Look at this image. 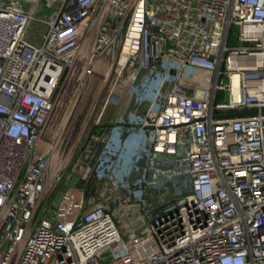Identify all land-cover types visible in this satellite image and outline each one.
I'll return each mask as SVG.
<instances>
[{"label": "built area", "instance_id": "1", "mask_svg": "<svg viewBox=\"0 0 264 264\" xmlns=\"http://www.w3.org/2000/svg\"><path fill=\"white\" fill-rule=\"evenodd\" d=\"M0 264H264V0H0Z\"/></svg>", "mask_w": 264, "mask_h": 264}, {"label": "rangeland", "instance_id": "2", "mask_svg": "<svg viewBox=\"0 0 264 264\" xmlns=\"http://www.w3.org/2000/svg\"><path fill=\"white\" fill-rule=\"evenodd\" d=\"M38 29H39L38 27L33 26V27L31 28L30 36H29V37L32 38V39L36 38V36H37L38 33H39ZM237 35H238V30H237V28L232 27V28L230 29V34H229V43H228L229 47L234 48V47H238V46H240V44L237 42ZM103 97H104V90H103V92L100 94V98H99V101H98V105H99V103L101 102V100H102ZM223 102H224V99H223ZM145 109H146V105L141 106V111H142V112H144Z\"/></svg>", "mask_w": 264, "mask_h": 264}, {"label": "water", "instance_id": "3", "mask_svg": "<svg viewBox=\"0 0 264 264\" xmlns=\"http://www.w3.org/2000/svg\"><path fill=\"white\" fill-rule=\"evenodd\" d=\"M253 113V112H252ZM233 115H237V114H233Z\"/></svg>", "mask_w": 264, "mask_h": 264}]
</instances>
